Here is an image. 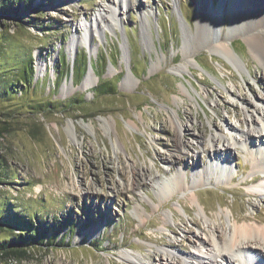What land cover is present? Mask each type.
Instances as JSON below:
<instances>
[{
    "label": "rangeland",
    "instance_id": "1",
    "mask_svg": "<svg viewBox=\"0 0 264 264\" xmlns=\"http://www.w3.org/2000/svg\"><path fill=\"white\" fill-rule=\"evenodd\" d=\"M250 1L207 0L205 10L201 0H11L0 8V72L15 78L31 53L35 81L48 85L27 100L84 98L35 113L18 103L22 114L0 136V202L35 215L37 231L25 252L1 255L0 264H160L162 252L173 264L171 252L185 259L216 248H202L197 234L213 241V229L233 233L234 217L255 223L248 217L264 213V200L252 190L263 175L247 147L264 145L256 137L264 129V65L245 39ZM101 48L115 53L103 77L116 79L118 92L97 97L89 65ZM82 53L84 78L77 84L70 70L57 86L56 68ZM243 131L254 145L242 143ZM213 134L214 147L228 150L211 151ZM184 171L179 189L172 179ZM6 212L0 208L1 239L21 233L3 223Z\"/></svg>",
    "mask_w": 264,
    "mask_h": 264
},
{
    "label": "bare ground",
    "instance_id": "2",
    "mask_svg": "<svg viewBox=\"0 0 264 264\" xmlns=\"http://www.w3.org/2000/svg\"><path fill=\"white\" fill-rule=\"evenodd\" d=\"M202 1V7L204 10L207 9V5L205 2L207 0H201ZM253 4V5H252ZM249 7H245V10H248V14L250 17V20L247 23V27L245 30V39L250 44L254 55L258 58V60L264 65V0H251L249 4ZM118 6H120L118 4ZM117 7V4H116ZM250 10V11H249ZM117 11V8H114V13ZM202 12V10H201ZM112 13H109V15H113ZM101 22L109 23V19L107 16L102 15L101 16ZM100 22V23H101ZM223 51L225 53L234 52L232 49H230L229 45H222L221 46ZM44 63L42 60V57L40 53L36 54V72L40 74L41 72L45 71L44 69ZM90 72L94 71L91 64L89 65ZM178 72L183 74L184 70L182 68L178 69ZM131 76H126L125 81L128 80ZM89 76L84 81L85 87H90L91 83L89 81ZM127 84L129 83L126 82ZM129 85V84H128ZM250 122H253L255 124V119L251 117ZM180 126L183 127L182 122L180 123ZM233 128V127H232ZM261 139L262 142H264V129H258L257 130V136ZM216 139V135H212L210 138L211 144L210 149L213 152L220 153L223 150H228V146L224 144L222 146L223 148L219 149V147H214V142ZM198 144H200L201 140L200 138L195 139ZM255 136H253L249 132H242V143L246 145L255 144ZM181 143H184V141H180ZM241 142V141H240ZM261 142V143H262ZM263 144V143H262ZM248 153L251 155L255 154V157L252 158V168L253 170H256V172H260L263 177L261 179V184H258V188L256 190H252L256 193V195L260 196L263 200V193L261 192V189L264 188V145H262L259 149H248ZM175 157V156H174ZM213 163V161H212ZM206 171L204 169H201L200 171V181H204L206 178ZM176 173L174 178L172 179V182L177 185V188L183 189V183L182 179L185 178L184 173L181 172ZM260 177H252L249 179V181H246V183L254 182L259 180ZM166 190V188H165ZM201 205V204H200ZM137 210V207H136ZM232 211V209H231ZM233 213V211H232ZM255 213L253 216H249L248 218L253 220L255 223L251 225H242L239 224V220H245L246 217H234V227H233V233L231 235H226L224 233L225 229L223 228V233H217L215 229L210 231V235L213 238V241L204 234L196 235V241L199 243V245L202 248H212L211 251L207 249L206 255L201 254H193L192 257H187L185 259H180L179 257L176 258V254L170 253L172 255V258L175 260L173 264H264V227H262V224L264 223V213ZM237 220V221H236ZM97 230L96 227H93L88 234L92 236L93 232L92 230ZM212 229V228H211ZM227 229V228H226ZM231 231V230H230ZM208 235V233L206 234ZM214 243V246L212 244ZM204 252V251H203ZM169 253V252H168ZM200 253V252H199ZM205 253V252H204ZM125 257L130 258V255L123 254ZM169 255V254H168ZM169 255V256H171ZM179 258V259H178ZM134 260V259H131ZM135 260L138 263H141V260L138 257H135ZM181 260H184L181 262ZM248 260V261H247ZM160 264H170L166 263L167 258L165 257V254L162 252L160 255Z\"/></svg>",
    "mask_w": 264,
    "mask_h": 264
},
{
    "label": "trees",
    "instance_id": "3",
    "mask_svg": "<svg viewBox=\"0 0 264 264\" xmlns=\"http://www.w3.org/2000/svg\"><path fill=\"white\" fill-rule=\"evenodd\" d=\"M12 4L11 0H0V8L7 9ZM108 48L103 49L101 48V53L99 54V62L103 65L100 70L99 62L92 60V67L94 72L99 77V81L97 85L93 88V92L95 96H108L117 93L118 89V81L116 79L111 78H104L103 75L106 72V67L108 64V60L114 65L115 63V53H111ZM82 57L75 58L73 65L71 66L70 62L66 63L64 68L60 66L56 68V79L54 82L58 85L62 83L64 78H67L68 75L73 73L74 81L77 84L84 78L88 70V55L87 53H82ZM67 59V58H66ZM65 59V62H66ZM20 69L19 74H16V77H12V72L1 71L0 72V136L3 134V131H6L8 126L13 125V122L18 121V115L22 114V111L18 109V103L26 102V108H28L27 112H44L46 110H59L61 107L62 109H68L69 107L75 105L77 102H84L83 95H79L78 97H73L66 101L65 103L59 101H53L50 97L47 99H38L34 98L32 100H27L28 97L30 98L31 94L35 90H39L41 88L47 87V82L45 80L38 78L35 81V69L33 66V55L31 53L26 54L20 58V61L17 63ZM135 66L136 63H135ZM71 70V71H70ZM134 75H137V71L134 69L132 70ZM19 91L21 95L19 96ZM51 95V94H50ZM71 105V106H70ZM61 109V110H62ZM37 110V111H33ZM5 205V206H4ZM0 208L7 209V217L8 220H4V224H9L12 228L18 227L21 231L20 234L14 235L13 232L9 234L14 235L10 238L1 239L0 237V256L1 255H11V254H18L20 251L25 252V248H27L30 244H33V235L32 232L36 230L33 229V218L31 215L26 218L24 213H17L18 211L11 212L12 204L8 202H0ZM10 209V212H9ZM43 219L41 216L39 220ZM13 221L14 225L9 222ZM6 224V225H7ZM24 226V229H23ZM26 230V231H24ZM37 232V231H36ZM8 234V235H9Z\"/></svg>",
    "mask_w": 264,
    "mask_h": 264
}]
</instances>
